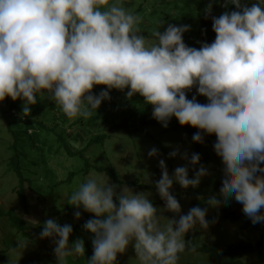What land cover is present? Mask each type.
<instances>
[{"label":"clouds","instance_id":"1","mask_svg":"<svg viewBox=\"0 0 264 264\" xmlns=\"http://www.w3.org/2000/svg\"><path fill=\"white\" fill-rule=\"evenodd\" d=\"M176 2L184 12L193 9L185 0ZM228 2L237 10L213 17L215 39L197 49L182 39L197 20L193 27L168 24L162 32L155 29L149 40L140 34L141 16L126 9L123 0H0V101L21 98L22 111L28 114L37 93L47 91L68 118H87L110 98L109 89L127 87L125 95L142 96L163 127L175 117L180 125L214 133L216 163H224L218 195L233 196L253 224L264 222V175L257 174L264 173V0ZM100 84L106 88L93 94V85ZM193 85L207 103H199L195 95L187 98L186 90ZM191 139L202 142L203 136L197 131ZM157 152L152 147L148 155ZM168 155L176 156L177 150ZM170 157L159 160L161 176L155 186L164 209L178 213L180 204L169 191L173 182L195 187L209 174V164L200 165L192 178L187 165H177L170 176L164 161ZM181 158L196 165L200 154L193 152L189 158L183 153ZM115 189L108 179L92 175L68 198L72 206L94 214L83 225L94 234L87 264H115L117 253L130 241L140 264H178L186 232L199 224L204 239L211 234L205 229L208 210L190 199L186 214L166 219L161 227L158 209L146 195ZM207 203L218 204L217 194ZM80 215L74 212L76 218ZM71 232L70 224L54 218L43 224L39 235L53 238L57 264L84 255L82 239L69 244ZM210 238L214 240L212 234Z\"/></svg>","mask_w":264,"mask_h":264},{"label":"trees","instance_id":"2","mask_svg":"<svg viewBox=\"0 0 264 264\" xmlns=\"http://www.w3.org/2000/svg\"><path fill=\"white\" fill-rule=\"evenodd\" d=\"M185 1L189 8H193L190 14L194 15L197 21L191 31L182 33V39L187 46L197 49L201 42L214 41L213 17L237 10L228 0ZM250 2L251 0H241L242 5ZM127 91V87L123 90L119 89L116 95L100 104L87 118L79 116L68 118L60 110V106L50 99V93L47 91L43 94L37 93V102L29 105L28 114L22 111L21 98L12 100L5 96L0 101V121L4 119L6 124L3 125L6 132L2 131L3 127L0 125V145L5 147L4 152L7 155L9 153L7 158L0 156V164L4 169L3 172L11 175L15 182L12 189L14 204L9 209L0 206V220L6 221L1 229L6 228L10 233L5 237L2 229L1 264H15L8 259L12 258L17 249L38 246L41 241L39 234L47 218H54L61 225L68 223L72 226L68 238L69 244L77 239H82L84 242V255L69 256L66 258V264H87L93 253L91 241L94 234L85 230L83 225L88 219L93 218L94 214L84 210L82 206H72L68 203L69 200L57 212L49 211V208L55 206L54 192L62 184L78 188L86 178L92 175L100 176L101 172L104 176H109L113 183L120 182L127 186L125 184L132 175L131 170L128 169L126 173L122 170L118 172L113 160L119 149L118 139L123 137L132 139L134 135L139 136L141 148L146 147V142L147 144L157 142L160 145L158 152L162 153L159 155L161 159L163 156L170 157L169 152L177 150V155L167 161L170 163L174 161L177 164L181 159L183 162L177 165L188 166L189 178L193 177L200 165L205 167L209 164V174L202 176L195 187L182 188L178 183L173 182L169 189L170 193L180 200L190 199L192 205L205 207L208 210L209 215L205 214L208 226L205 229L209 230L214 238L212 244L208 243L199 232V227L202 226L196 224L185 233V247L177 254V260L181 254L187 257L190 254H200V256L205 254L211 260V264H264V222L253 224L242 211V204L233 196L229 195L225 198L218 195L224 163L222 161L219 166L216 163L218 154L213 148L215 134L203 133L202 130L188 124L180 125L175 117L169 119L167 127H163L152 117L153 106L145 103L138 93L127 97L125 95ZM195 97L201 104L208 102L203 95L197 94ZM187 98L192 97L187 96ZM197 131L203 136L202 142H194L191 139L193 133ZM164 138H168L170 142L167 148L163 147ZM193 152L200 154L196 165H190L188 160L181 158L183 153H187L190 158ZM65 159L72 160L71 167L67 169L65 177L57 179L52 164L63 166ZM108 160H112L110 168H107ZM181 163L183 164L180 165ZM158 173H160L159 166L157 169H152L148 175L150 178L148 185L143 181L140 182L141 180L131 181L129 184L157 191L155 182L160 179V175L155 176ZM257 174L264 175V173ZM42 176H47L49 180L44 188H42L44 184L39 182ZM213 194H217L219 201L214 206L207 203L208 198ZM51 204L53 206H50ZM75 211H80L79 218L74 216ZM229 231L234 233L239 231L240 238L234 242L232 239L235 234H233L229 240L223 238L220 241V236L228 235ZM21 244L25 246H20ZM45 245L50 253L47 259L39 264H57L53 251L55 243L50 241ZM122 257L123 253H117L115 264H127ZM18 264L24 263L19 261ZM182 264L200 263L187 260Z\"/></svg>","mask_w":264,"mask_h":264},{"label":"rangeland","instance_id":"3","mask_svg":"<svg viewBox=\"0 0 264 264\" xmlns=\"http://www.w3.org/2000/svg\"><path fill=\"white\" fill-rule=\"evenodd\" d=\"M123 5L126 9H129L133 11L136 14H139L141 16V21L138 25L140 29V34L144 35L147 39L152 40L154 39L152 36L153 30L157 29L158 31H164V29L167 27L168 24L173 25H189L190 27H193L195 24V16L190 15L191 10H187V12H184L182 9H179L177 7L176 0H123ZM189 11V14H188ZM190 15V16H188ZM106 88L105 85H93V88L91 89V92L93 94H98V92L101 89ZM119 89L112 88L109 89V97H113L118 93ZM198 94L196 92V85H193L190 90H186V96L192 97L193 95L196 96ZM107 100V99H106ZM102 100L100 104H102L104 101ZM3 108V107H1ZM4 119H1L0 125L3 127L2 131L6 132ZM6 125V124H5ZM69 134V130L67 131ZM155 136L157 137V134L155 133ZM8 138V136H7ZM133 139V140H132ZM132 139L130 137H123L121 139H118L119 142V149L117 152V155L114 156L113 163L115 165V169L120 172L126 171L129 169L131 170L130 178L126 180L124 186L123 183H113L109 176H104V174L101 172L100 176H102L104 179H108L109 184L116 185V192H119L122 188L127 187L129 188L133 193H143L147 196L149 201L158 209L157 215H159V224L161 227L167 224L166 219H179L180 215L186 214L189 210V201L186 200H180L179 197L175 196L178 203L180 204V212H172L164 209V200L160 197L159 193L157 191H150L144 188H140L137 185L131 186L129 182L135 181V180H141L140 182H144L146 185H148L149 177L148 175L152 172V169H157L159 166V160H161L162 153L157 152L154 156H149L148 151L155 147L157 150L159 149V144L157 142H146V147L141 148L140 142H139V136L134 135L132 136ZM144 140V139H143ZM169 140L168 138L163 139V147L167 148L169 147ZM181 148V145H180ZM5 147L3 145H0V156L3 158H7L8 155L4 152ZM143 156V157H141ZM165 166L167 171L169 172V175L171 176L174 172V169L171 168L176 167L178 163L183 162L181 159L178 161V163H174V161H167L165 160ZM170 163V164H169ZM72 160L65 159L64 165H55L52 164V166L56 170V178L60 179L65 177V173L67 172V169L71 167ZM112 165V160L107 161V168H110ZM171 165V167H169ZM0 206L3 209H9L14 202L12 201L13 192L12 189L15 186V182L13 180V177L11 175L5 174L3 172L2 164H0ZM142 174V175H141ZM158 175L161 176V169L160 173H158L155 177ZM48 177L42 176V178H39V182H42L44 186H47L48 183ZM139 182V184H140ZM38 183V182H37ZM122 184V185H121ZM76 187H70L68 184H62L60 185L56 191L54 192L53 197L55 198V206L54 208H49V211L57 212L59 209H62L64 207L65 203L68 201V198L72 194L73 191H75ZM115 201V197H114ZM50 206H53L51 204ZM55 218H57L55 216ZM49 219V218H47ZM46 219V220H47ZM6 224L5 220H0V236L1 232L4 234L5 237L10 235L9 231L6 230V228H2ZM238 229V228H237ZM8 233V234H7ZM235 234V237L232 239L234 242L240 238V233L237 231L234 233V231H229L228 235H223L222 239L229 240L231 235ZM211 234L208 233L206 235L205 240L212 244L213 239L210 238ZM54 242L53 238L47 237V238H41V243L39 242L38 246L26 248V249H17L14 252V255L12 256L10 262H13L15 264H18L19 261H21L24 264H39L42 260L45 261L47 259V255L50 253L49 250L46 249V242ZM133 241H130L129 245L126 247L125 251L123 252L122 259L127 264H140L139 260L136 257L134 248H133ZM2 248V244L0 243V249ZM5 248V247H4ZM3 248V249H4ZM187 260H190L191 262H200L205 263L207 262V257L205 254H202L200 257V254H190V256L187 257L185 254H181L179 256V259L176 261V263L180 264L181 262H186ZM1 264V262H0Z\"/></svg>","mask_w":264,"mask_h":264}]
</instances>
